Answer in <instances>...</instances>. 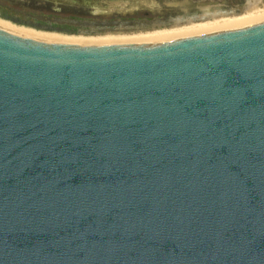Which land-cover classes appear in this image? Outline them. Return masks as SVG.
Segmentation results:
<instances>
[{
    "label": "water",
    "instance_id": "95a60500",
    "mask_svg": "<svg viewBox=\"0 0 264 264\" xmlns=\"http://www.w3.org/2000/svg\"><path fill=\"white\" fill-rule=\"evenodd\" d=\"M0 264H264V22L98 47L0 29Z\"/></svg>",
    "mask_w": 264,
    "mask_h": 264
},
{
    "label": "rangeland",
    "instance_id": "374dc122",
    "mask_svg": "<svg viewBox=\"0 0 264 264\" xmlns=\"http://www.w3.org/2000/svg\"><path fill=\"white\" fill-rule=\"evenodd\" d=\"M253 11L262 14L264 0H0V28L51 44L122 46L216 34L226 20L236 27L224 31L264 22L251 21Z\"/></svg>",
    "mask_w": 264,
    "mask_h": 264
},
{
    "label": "bare ground",
    "instance_id": "6f19581e",
    "mask_svg": "<svg viewBox=\"0 0 264 264\" xmlns=\"http://www.w3.org/2000/svg\"><path fill=\"white\" fill-rule=\"evenodd\" d=\"M252 14H253V19H251V18H250V19H251V21H254V23H255L256 21L260 20V19H264V12L261 14V13H258V12L253 11ZM262 17H263V18H262ZM241 19H242V18H241ZM250 19H249V20H250ZM247 20H248V19H247ZM247 20H246V22H247ZM226 21H227V20H226ZM226 21H224V22L226 23ZM251 21H249V22H251ZM224 22L222 23V21H221V22L218 23V25H217V23H216V24H215L214 22H213V23H214V25H216L218 28H221V29L223 28V30H222L221 32H226V30L224 31V29H225L224 26H225V25H229V24H231V23H229V21H228L229 24H228V23L224 24ZM237 22H238V20H237ZM258 22H259V21H258ZM261 22H262V21H261ZM232 23H233V26H235L234 24H236V23H235V22H232ZM241 23H243V20L241 21ZM244 23H245V21H244ZM256 23H257V22H256ZM248 24H250V23H248ZM208 25H209V24H208ZM240 25H241V24H240ZM245 25H246V23H245ZM254 25H255V24H254ZM216 26H212V27L215 28ZM241 26L243 27L244 25H241ZM241 26H240V27H241ZM250 26H251V24H250ZM225 27H227V26H225ZM231 27H232V24H231ZM235 27H236V26H235ZM235 27H234V28L232 27V28L235 29ZM242 27H241V28H242ZM245 27H246V26H245ZM189 28H191V26H190ZM207 28H208V27H207ZM229 28H230V26L227 27V30H228ZM0 29H1V28H0ZM197 29L200 30L201 28H198V27H197ZM205 29H206V28H205ZM208 29H209V30H213V29H211V28H208ZM238 29H239V27H238ZM1 30H3V29H1ZM199 30H198V31H199ZM218 30H219V29H218ZM229 30H230V29H229ZM231 30H232V29H231ZM4 31H6V32H8V33H11V34H14V35H17V36H20V37H23V38H26V39L33 40V38H30V37H26V36H23V35H20V34H16V33H13V32L7 31V30H4ZM193 31H194V33H195V29H194ZM213 31H214V30H213ZM188 32H189V31H188ZM188 32H187V34H189ZM196 32H197V31H196ZM199 32H200V31H199ZM202 32H203V31H202ZM207 32H208V31H207ZM210 32H211V31H210ZM218 32L220 33V31H218ZM194 33H192V34H194ZM212 33H213V32H212ZM195 34H197V33H195ZM208 34H209V33H208ZM214 34H215V33H214ZM181 35H182V34H181ZM179 36H180V35H179ZM183 36H185V35H183ZM203 36H205V34H203ZM189 37H190V36H189ZM63 45H65V44H63ZM74 46H75V45H74Z\"/></svg>",
    "mask_w": 264,
    "mask_h": 264
},
{
    "label": "trees",
    "instance_id": "16d2710c",
    "mask_svg": "<svg viewBox=\"0 0 264 264\" xmlns=\"http://www.w3.org/2000/svg\"><path fill=\"white\" fill-rule=\"evenodd\" d=\"M39 10V12H40V9H38ZM50 14L44 9H41V12H40V17L39 18H42V20H43V22L45 21L46 22V20L45 19H47V18H49L50 16H49Z\"/></svg>",
    "mask_w": 264,
    "mask_h": 264
}]
</instances>
